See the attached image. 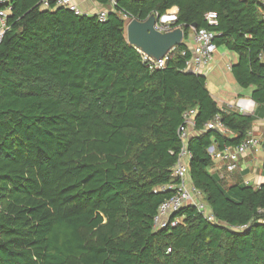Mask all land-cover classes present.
<instances>
[{
  "label": "trees",
  "instance_id": "trees-1",
  "mask_svg": "<svg viewBox=\"0 0 264 264\" xmlns=\"http://www.w3.org/2000/svg\"><path fill=\"white\" fill-rule=\"evenodd\" d=\"M41 1L9 0L0 45V264H264V184L227 186L208 172L210 147L239 145L264 117V9L256 0H114L108 10L111 0H95L107 11L99 23ZM171 7L183 30L176 53L190 30L215 32V46L237 57L236 85L254 88L252 115L219 109L179 53L151 72L127 44V23ZM190 109L197 130L219 116L232 134L203 131L187 143L192 184L214 222L185 208L180 224L154 232L169 194L153 191L170 181Z\"/></svg>",
  "mask_w": 264,
  "mask_h": 264
},
{
  "label": "built area",
  "instance_id": "built-area-1",
  "mask_svg": "<svg viewBox=\"0 0 264 264\" xmlns=\"http://www.w3.org/2000/svg\"><path fill=\"white\" fill-rule=\"evenodd\" d=\"M51 1L53 6H51ZM256 1L259 7L264 9V0ZM111 4L113 7L115 4L114 0H111ZM40 8H63L72 12L76 16H88L82 14L73 0H42ZM10 11L11 7L9 0H0V45L9 30L8 17L10 15ZM94 16H96L99 23H103L106 20L107 11H99ZM155 16H158V19L154 24L155 31L164 34L177 29L173 27L177 21V7H171L166 10L163 15L159 16L155 14ZM261 19L264 21V14L261 16ZM204 21L210 28L218 26V17L214 12L207 13L204 17ZM216 37L217 34L215 32L204 28L193 32L191 44L188 45L187 48L181 49L177 52L182 58H186L183 72L204 76L205 68L213 61V57L218 49L214 44V39ZM176 48L171 49L162 58L157 60L141 53L138 50L137 51L141 56L142 62L146 64L148 69L152 72L164 69L166 64L176 56ZM231 67V65L227 66L230 70ZM253 105L254 104L251 101L238 100L236 102V108L239 110V113L243 114L251 113ZM195 116V109L187 110L182 115L183 123L178 129V137L182 146L175 164L170 169V181L153 191L154 194H169V197L159 205L156 214L153 217L152 230L154 232L174 228L180 224L182 222V218H178L177 214L185 208H193L197 214L206 221L211 224L214 222V217L210 213L202 193L192 184L189 174V163L192 156L190 151L187 149V143L192 136L203 131H214L221 136H226L227 130L220 123L219 116H215L199 131L195 128ZM259 151L264 152V135L261 137H255L248 134L243 141L235 147L225 146L223 149L218 150L215 146H212L208 149V153L211 158L213 160L221 161L225 165V170L228 173H232L238 169L239 160L244 155ZM261 164L264 169V161H262ZM259 214L263 216L264 221V209L259 211Z\"/></svg>",
  "mask_w": 264,
  "mask_h": 264
},
{
  "label": "crops",
  "instance_id": "crops-1",
  "mask_svg": "<svg viewBox=\"0 0 264 264\" xmlns=\"http://www.w3.org/2000/svg\"><path fill=\"white\" fill-rule=\"evenodd\" d=\"M73 1L84 15L92 16L99 11L106 10L96 3L95 0ZM236 62V55L223 48H218L213 57V61L204 70V77L206 88L211 97L217 103L219 109L236 111L239 113V110L236 108V102L238 100H243L251 101L254 104L251 100V94L254 88L250 87L247 90H243L236 85L231 70L227 68L228 65L234 66ZM255 108L256 106L254 104L251 113L240 114L252 115ZM248 134L255 137H261L264 135V117L253 123ZM226 136L231 137L232 134L227 132ZM263 156L264 152L261 151L247 153L239 160L238 169L232 173H228L225 170V165L221 161L213 160V165L208 169V172L224 179V183L227 186L241 181L243 184L252 188H258L264 184V169L261 164L262 160L264 161V159H261Z\"/></svg>",
  "mask_w": 264,
  "mask_h": 264
},
{
  "label": "water",
  "instance_id": "water-1",
  "mask_svg": "<svg viewBox=\"0 0 264 264\" xmlns=\"http://www.w3.org/2000/svg\"><path fill=\"white\" fill-rule=\"evenodd\" d=\"M158 16L151 15L146 21H130L125 27L126 42L134 49L157 60L171 49L179 47L183 40V30L177 28L161 34L154 30ZM191 29H195L194 26Z\"/></svg>",
  "mask_w": 264,
  "mask_h": 264
},
{
  "label": "rangeland",
  "instance_id": "rangeland-1",
  "mask_svg": "<svg viewBox=\"0 0 264 264\" xmlns=\"http://www.w3.org/2000/svg\"><path fill=\"white\" fill-rule=\"evenodd\" d=\"M111 6L108 8V10H111V8H112V4H110ZM106 11V10H105ZM92 16H94V15H92ZM128 24V23H127ZM126 35V34H125ZM192 36H193V31L192 30H190L189 31V33H188V38H186V41H184V43L186 44H191V39H192ZM220 51H222V50H220ZM247 90V89H246ZM244 95H246V94H244ZM261 159H264V156L261 158ZM263 161V160H262ZM264 177V176H263Z\"/></svg>",
  "mask_w": 264,
  "mask_h": 264
}]
</instances>
